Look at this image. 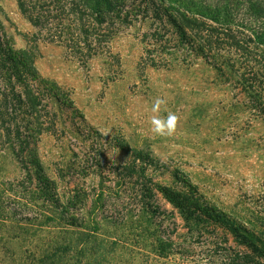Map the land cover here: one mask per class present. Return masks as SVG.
<instances>
[{
    "label": "rangeland",
    "instance_id": "374dc122",
    "mask_svg": "<svg viewBox=\"0 0 264 264\" xmlns=\"http://www.w3.org/2000/svg\"><path fill=\"white\" fill-rule=\"evenodd\" d=\"M81 5L0 0L2 40L60 94L32 80L47 127L34 179L54 180L83 223L56 263L264 264V78L250 87L234 49L203 51L166 16L99 23ZM157 96L180 118L172 137L148 131ZM0 166L3 180L26 175L11 149ZM35 229L31 249L50 236Z\"/></svg>",
    "mask_w": 264,
    "mask_h": 264
},
{
    "label": "trees",
    "instance_id": "16d2710c",
    "mask_svg": "<svg viewBox=\"0 0 264 264\" xmlns=\"http://www.w3.org/2000/svg\"><path fill=\"white\" fill-rule=\"evenodd\" d=\"M76 1L99 23L106 22V16L122 17L125 22L141 13L153 12L160 19L166 16L203 51L225 57L229 49H234L236 61L246 66L244 75L251 77L250 87H255L252 81L263 85L264 0ZM20 53L0 34V155L11 149L26 172L20 180L0 177V264H58L54 258L75 249L61 235L79 233L68 226L81 228L83 223L75 221L74 215L65 218L68 209L62 210L54 180L45 175L37 177V182L34 179L32 167L41 166L35 157V145L47 127L45 106L32 80L49 85L55 96L60 94L54 82L38 77L33 58L26 56L28 52ZM162 191L179 207L186 206V201L169 188ZM34 226L50 235L42 240V248L29 247L33 245L31 237L37 234Z\"/></svg>",
    "mask_w": 264,
    "mask_h": 264
},
{
    "label": "clouds",
    "instance_id": "9594fccd",
    "mask_svg": "<svg viewBox=\"0 0 264 264\" xmlns=\"http://www.w3.org/2000/svg\"><path fill=\"white\" fill-rule=\"evenodd\" d=\"M180 118L167 108V101L160 96L154 98L148 116V131L157 137H172L178 130Z\"/></svg>",
    "mask_w": 264,
    "mask_h": 264
}]
</instances>
